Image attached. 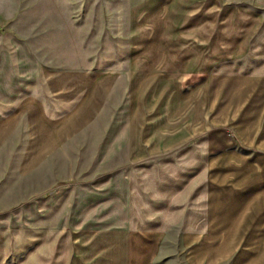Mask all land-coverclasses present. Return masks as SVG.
<instances>
[{"label":"crops","instance_id":"crops-1","mask_svg":"<svg viewBox=\"0 0 264 264\" xmlns=\"http://www.w3.org/2000/svg\"><path fill=\"white\" fill-rule=\"evenodd\" d=\"M187 34L140 38L124 73L39 68L46 92L0 116V147L29 119L21 176L89 195L59 263L264 264V0H193ZM15 242L0 264L27 261Z\"/></svg>","mask_w":264,"mask_h":264},{"label":"rangeland","instance_id":"rangeland-1","mask_svg":"<svg viewBox=\"0 0 264 264\" xmlns=\"http://www.w3.org/2000/svg\"><path fill=\"white\" fill-rule=\"evenodd\" d=\"M192 4L193 0H0V116L21 112L23 99L35 87L36 92H46L39 68L124 73L128 53L140 38L143 42L162 36L175 43L182 36L184 48L189 47ZM105 112L101 125L111 119L110 109ZM28 122L23 115L0 147V235L8 246L16 239L18 244L23 241L28 257L24 264H62V229L79 220L75 208L89 195L78 190L73 207L66 183L49 182L47 167L36 176H21L18 165L26 156ZM169 238L176 240L177 232H170ZM168 246V255L178 253L176 245ZM179 259L175 254L167 264H189Z\"/></svg>","mask_w":264,"mask_h":264}]
</instances>
